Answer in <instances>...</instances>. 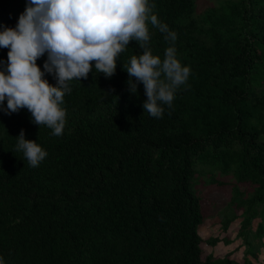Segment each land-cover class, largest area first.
<instances>
[{
	"label": "trees",
	"instance_id": "obj_1",
	"mask_svg": "<svg viewBox=\"0 0 264 264\" xmlns=\"http://www.w3.org/2000/svg\"><path fill=\"white\" fill-rule=\"evenodd\" d=\"M152 2L176 34L177 58L191 68L162 118L144 112L142 83L136 95L128 91L124 70L142 53L135 41L111 78L89 72L70 82L61 136L33 124L27 109L0 111V256L6 264H253L246 239L264 236V0H214L199 14L195 0ZM25 4L0 0V24L14 28ZM148 27L149 46L163 59L170 42ZM7 52L0 48V69ZM45 60L36 62L42 71ZM45 79L55 85L53 76ZM21 130L48 153L36 168L15 151ZM216 176L233 179L226 211H242V263L202 255V243H230L199 235L196 181L220 184ZM241 183L253 187L246 197ZM236 218L225 213L222 229Z\"/></svg>",
	"mask_w": 264,
	"mask_h": 264
},
{
	"label": "clouds",
	"instance_id": "obj_2",
	"mask_svg": "<svg viewBox=\"0 0 264 264\" xmlns=\"http://www.w3.org/2000/svg\"><path fill=\"white\" fill-rule=\"evenodd\" d=\"M154 7L152 0H26L14 28L0 24V48L8 49L6 65L0 69V111L10 115L27 109L33 124L61 136L67 115L62 105L72 92L70 82L87 79L89 72L111 78L120 54L135 41L142 53L132 55L124 70L128 91L136 95L142 83L144 112L162 118L177 90L187 86L191 68L177 58L176 34L158 19ZM149 24L170 42L163 59L149 46ZM44 56L42 71L36 62ZM46 75L53 76L55 85ZM15 139V151L22 152L30 167L47 157L36 141L25 139L23 130ZM0 264H6L2 256Z\"/></svg>",
	"mask_w": 264,
	"mask_h": 264
},
{
	"label": "rangeland",
	"instance_id": "obj_3",
	"mask_svg": "<svg viewBox=\"0 0 264 264\" xmlns=\"http://www.w3.org/2000/svg\"><path fill=\"white\" fill-rule=\"evenodd\" d=\"M196 1V13L199 14L203 12L208 6L212 5L214 0H195ZM206 177V176H205ZM216 180L220 184H208L204 182V179L197 178L196 181V192L201 199V209L203 214V223L199 227V235L202 240L209 237H217L218 239H227L229 244H224L221 241L214 247L202 243V255L212 253L217 257H222L224 255H230L229 257L234 261H240L242 263L243 255L246 251V245L243 240L237 236L240 221H241V209L237 207L231 208L230 211L227 210V203L231 198V184L233 179L228 177L216 176ZM239 190L246 197L252 192L253 187L248 183L237 184ZM225 213H233L237 216L235 220L229 224L227 229L224 231L222 229L223 219ZM259 222L256 218L252 221L251 229H255V226ZM253 252L256 254L255 257H249V260L253 264H264V236L260 239L253 238L249 235L246 239Z\"/></svg>",
	"mask_w": 264,
	"mask_h": 264
}]
</instances>
